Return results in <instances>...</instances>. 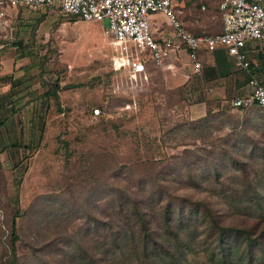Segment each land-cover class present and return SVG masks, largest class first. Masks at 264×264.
<instances>
[{
	"label": "rangeland",
	"instance_id": "374dc122",
	"mask_svg": "<svg viewBox=\"0 0 264 264\" xmlns=\"http://www.w3.org/2000/svg\"><path fill=\"white\" fill-rule=\"evenodd\" d=\"M218 1L173 3L191 29L211 33ZM50 13L27 43L36 52L0 46V264H153L138 258L123 219L140 201L155 217L161 198L189 206L181 264H218L199 202L262 231L264 108L232 106L247 82L238 66L221 91L208 57L202 74L187 55L174 70L148 59L147 80L130 82L114 68L107 18ZM114 229L127 233L114 240Z\"/></svg>",
	"mask_w": 264,
	"mask_h": 264
},
{
	"label": "built area",
	"instance_id": "2783aa9c",
	"mask_svg": "<svg viewBox=\"0 0 264 264\" xmlns=\"http://www.w3.org/2000/svg\"><path fill=\"white\" fill-rule=\"evenodd\" d=\"M219 32L197 34L180 19L173 0H0V30L12 28L13 8L54 9L91 22L108 19L105 35L114 45V68L130 82L148 78L147 60L177 68V60L186 52L193 72L201 73V51L216 53L224 49L239 69L250 73L248 93L237 94L233 107L264 108V80L252 73L249 43L264 42V0H219ZM160 13L172 28L169 36L158 40L153 34L150 15ZM123 81V80H122Z\"/></svg>",
	"mask_w": 264,
	"mask_h": 264
},
{
	"label": "trees",
	"instance_id": "16d2710c",
	"mask_svg": "<svg viewBox=\"0 0 264 264\" xmlns=\"http://www.w3.org/2000/svg\"><path fill=\"white\" fill-rule=\"evenodd\" d=\"M52 93L56 95V90H52ZM140 202H136L134 205L135 216H124L123 220L127 222L128 233L127 231L114 229V232L112 231L114 240L118 236L121 237L127 233V239L131 244H134V252L139 256L138 258L143 257L144 260L151 261L153 264H181L182 257L187 253L183 245L185 244L189 248L192 241L187 244L188 239L184 241L185 238L183 237L185 232L180 229L188 227L185 224L188 217L184 211L189 206L174 205V203L166 202L161 198L156 204H162V209L153 217L150 216L146 207H140ZM203 203H198L202 208L201 210L198 209V214H203L204 217L208 218L203 221L202 226H199L205 229L206 236L211 239L214 262L216 261L218 264H257L259 258H264V249L259 247L261 240L264 239V228L260 231L258 224L254 223L252 229L239 230L234 225L220 221L218 213L209 208L205 202ZM178 212H181L183 219L180 226L178 228L175 226V228L173 223ZM104 224L107 223L104 222ZM160 224L170 231L164 234L165 238L162 237L165 240L159 237V235L162 236V234H159ZM109 228H111L110 224ZM14 232L15 221L12 222V233ZM196 236L198 241L203 242L201 239L203 235ZM13 237L15 240L17 239L16 233L13 234ZM238 239H243L244 244H239Z\"/></svg>",
	"mask_w": 264,
	"mask_h": 264
},
{
	"label": "crops",
	"instance_id": "0c3cea01",
	"mask_svg": "<svg viewBox=\"0 0 264 264\" xmlns=\"http://www.w3.org/2000/svg\"><path fill=\"white\" fill-rule=\"evenodd\" d=\"M42 12L45 13V9L31 10L27 7L17 9L13 8L11 11V15L12 25L15 29L13 30L12 28H10L4 31L0 30L2 36L4 34V41L0 43V46L6 47L7 50H13L14 52H16V56H23L27 53L31 54L33 52H36V49H34L31 45L29 46L27 43L33 40L37 41L38 37L41 36L43 26L51 15L50 13L49 15L44 16ZM149 19L152 25V31L154 33L153 35L158 40H160L162 37L169 36L172 33V28L166 22V18L162 14L153 13L150 15ZM183 23L189 30L194 33L207 34V32H196L191 29V25L189 26V24H186L184 21ZM221 28L222 23L220 29L216 32H219ZM247 50L249 51V55L252 61V73L255 74L258 78L264 80V42L249 43ZM181 55H187V53L184 51L181 53ZM200 55L203 60L204 66L205 58L208 57V65L214 70V77L212 79L214 81H219V85H217V87L221 91V89L226 86V78H230L231 80V76L234 75L233 72H235V67L232 58L227 55V52L224 49H220L216 53L211 54L207 53L206 51H201ZM6 56L10 55L8 54ZM240 70L246 75L247 79V82L240 93H248L251 89V87L248 85L250 73L242 69ZM203 72L204 70L200 74H202Z\"/></svg>",
	"mask_w": 264,
	"mask_h": 264
}]
</instances>
